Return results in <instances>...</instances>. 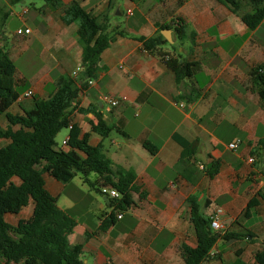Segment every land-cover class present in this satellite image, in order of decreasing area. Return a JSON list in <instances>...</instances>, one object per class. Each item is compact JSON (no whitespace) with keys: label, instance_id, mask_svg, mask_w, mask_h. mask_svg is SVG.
Returning a JSON list of instances; mask_svg holds the SVG:
<instances>
[{"label":"crops","instance_id":"1","mask_svg":"<svg viewBox=\"0 0 264 264\" xmlns=\"http://www.w3.org/2000/svg\"><path fill=\"white\" fill-rule=\"evenodd\" d=\"M35 1L21 9L17 28H31L24 37L28 48L38 42L35 56L43 65L28 72L15 64L20 95L9 108L14 114L33 108L36 98L49 97L59 76L79 77L83 68L79 20H63L74 0ZM77 1L100 21L107 16L114 37L100 56L96 76L75 99L72 122L80 137L87 133L90 144H102L116 166L135 172L137 189L120 206L119 197L101 192L105 181L95 172H78L66 182L45 172L46 188L76 219L69 241L83 245L85 264H187L185 246L198 244L190 214L193 196L205 216L221 208L225 224L212 247L216 255L199 264L237 259L259 264L255 253L264 250V95L251 71L264 64V19L255 28L246 25L242 16L252 8L249 0L236 10L220 0ZM2 8L11 13L14 4L0 0ZM180 21L183 37L176 31ZM164 29L171 30L173 42ZM159 33L167 41L153 50L139 39ZM164 55L186 64L189 74L177 78ZM27 61L36 63L34 55ZM28 90L31 95H25ZM107 96L126 99L111 106ZM98 114L113 126L106 136L92 128ZM0 125L8 126L5 114ZM70 129L60 148L70 149L64 143ZM182 139L198 142L194 154L183 156ZM236 139L238 147L228 148ZM213 160L219 161L218 170L209 176ZM33 208L31 202L6 218L16 225ZM0 264L19 263L1 257Z\"/></svg>","mask_w":264,"mask_h":264},{"label":"trees","instance_id":"2","mask_svg":"<svg viewBox=\"0 0 264 264\" xmlns=\"http://www.w3.org/2000/svg\"><path fill=\"white\" fill-rule=\"evenodd\" d=\"M21 0H10L15 4ZM53 5L61 0H46ZM232 10L240 7L242 0H220ZM252 8L243 14L242 19L250 28H255L264 19V0H249ZM10 15L9 10L0 9V115L5 114L8 126L0 125V258L19 264H85L81 254L83 245L71 243L69 235L76 227V219L57 203L45 185L44 173L49 172L61 181L71 180L78 172L87 176L97 173L105 185L115 187L121 193L118 204H128L136 174L131 169L116 166L104 153L102 144L92 145L89 134L79 136V128L72 122V112L78 109L75 104L80 90L89 78L99 70L100 56L110 45L113 35L108 32V17L99 20L92 11L77 0L66 10L63 20L71 23L79 20L78 41L82 47V70L80 76H59L55 91L47 98H36L35 106L14 114L9 108L18 99L16 65L3 44L2 30ZM176 31L179 37L185 35V25L178 22ZM148 50L167 41L159 33L155 37H139ZM174 46V45H173ZM176 72L177 78L189 74L186 64L163 56ZM254 84L260 86L264 95V64L251 71ZM84 111V108H79ZM92 128L103 136L108 135L113 126L97 115ZM68 145L70 149L58 148L57 133L69 127ZM17 126V127H14ZM197 141L181 140L183 156L196 152ZM219 161L208 165V174L213 176L218 170ZM102 186V187H103ZM102 192V188H101ZM264 197V193L262 194ZM191 221L195 227L198 244L185 246L187 264H199L207 256L217 239L222 235L211 226V216H205L195 197H190ZM34 204L33 213L16 225L6 218L9 213H18L23 207ZM252 202V200L250 201ZM259 264H264V250L255 253ZM234 264H242L237 259Z\"/></svg>","mask_w":264,"mask_h":264},{"label":"rangeland","instance_id":"3","mask_svg":"<svg viewBox=\"0 0 264 264\" xmlns=\"http://www.w3.org/2000/svg\"><path fill=\"white\" fill-rule=\"evenodd\" d=\"M40 2H45V0H38V1H35L34 3L39 4ZM24 6L32 7L33 0H23L21 2H17L16 4H14V8L11 11L9 17L7 18L6 23L2 30V35H3L2 42L5 45L6 49L10 51L11 56L12 55L16 56V52L19 50H22V51L25 50L20 56H16L15 64H17L18 67L24 68L26 71L30 72L33 69H36V67L38 68L41 65H43V61L38 60V56L36 59V56H35V54L37 55V51L41 48L38 42L34 44L32 49L31 47L28 48L29 44L24 37L26 35L16 34V29L18 25L22 24V21H23L19 15V12H21V9ZM23 16L24 18H27L28 15L24 14ZM28 23L32 24L30 21H28ZM34 49H36L37 51ZM31 55L32 56L34 55V60L36 61V63L34 61L31 63L27 61V57ZM22 88L23 87H20V90ZM67 130H68V127H64L57 133L56 138H55L57 142V146L60 147L62 145V139L64 138Z\"/></svg>","mask_w":264,"mask_h":264},{"label":"built area","instance_id":"4","mask_svg":"<svg viewBox=\"0 0 264 264\" xmlns=\"http://www.w3.org/2000/svg\"><path fill=\"white\" fill-rule=\"evenodd\" d=\"M32 30L30 27H25V28H17L16 29V34L19 35H26L31 33ZM75 73V72H74ZM91 82V80H90ZM32 94V90H28L25 95H31ZM106 99L110 102L111 106H115L117 104H119L120 102H122L124 99H126V96H121V97H112V96H107ZM182 105V103L180 104ZM71 128V125L69 126ZM68 142V138L64 141V143ZM240 143L239 139L233 140L231 142L228 143V148L230 149H236L238 147ZM249 160L252 162L254 160L253 157H250ZM102 193H108L109 195L113 196V197H120L121 193L119 192L118 189H116L115 187H111V186H103L102 187ZM221 214H222V209L218 208L216 210V212L214 213V215L211 216V226L215 231H223L225 224L223 222V220L221 219ZM216 255V251L212 250L209 252V256H215Z\"/></svg>","mask_w":264,"mask_h":264},{"label":"water","instance_id":"5","mask_svg":"<svg viewBox=\"0 0 264 264\" xmlns=\"http://www.w3.org/2000/svg\"><path fill=\"white\" fill-rule=\"evenodd\" d=\"M170 29H164L163 34L165 35L166 38H168L171 42H173L172 37L170 36ZM167 32V33H166ZM169 34V35H168Z\"/></svg>","mask_w":264,"mask_h":264}]
</instances>
